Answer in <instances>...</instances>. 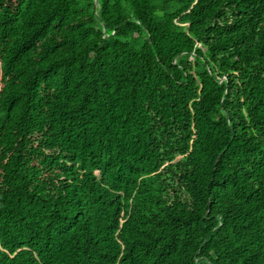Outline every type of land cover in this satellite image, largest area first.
I'll use <instances>...</instances> for the list:
<instances>
[{"label":"trees","instance_id":"16d2710c","mask_svg":"<svg viewBox=\"0 0 264 264\" xmlns=\"http://www.w3.org/2000/svg\"><path fill=\"white\" fill-rule=\"evenodd\" d=\"M0 264H264V0H0Z\"/></svg>","mask_w":264,"mask_h":264}]
</instances>
